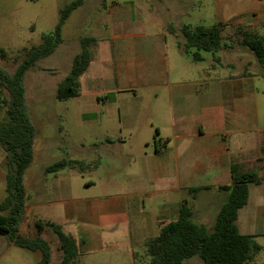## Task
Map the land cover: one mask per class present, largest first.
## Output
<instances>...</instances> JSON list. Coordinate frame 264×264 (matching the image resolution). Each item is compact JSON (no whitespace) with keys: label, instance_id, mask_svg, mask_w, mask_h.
<instances>
[{"label":"crops","instance_id":"crops-1","mask_svg":"<svg viewBox=\"0 0 264 264\" xmlns=\"http://www.w3.org/2000/svg\"><path fill=\"white\" fill-rule=\"evenodd\" d=\"M185 3L180 2L183 9ZM209 5L212 25L222 26V44L215 53L204 51L198 68L179 47L184 25L169 21L148 33L130 2L113 0L105 8L103 37L89 36L96 42L75 100L81 107L89 97L90 107L75 117L77 139L67 148L77 155L64 157L83 165L55 173L45 171L50 164L40 165L25 176L36 194L27 200L30 209L51 208L44 221L60 225L76 241L74 264H103L98 255L108 251L135 254L178 219L183 204L194 222L213 228L229 195L219 188L232 183V167L260 178L248 184L238 231L264 235V69L243 44L247 36L264 37V0ZM164 13L176 16L169 7ZM35 143L36 137L34 153ZM59 145L68 146L64 140ZM193 188L200 190L192 194ZM46 190L53 199L46 200Z\"/></svg>","mask_w":264,"mask_h":264},{"label":"trees","instance_id":"trees-1","mask_svg":"<svg viewBox=\"0 0 264 264\" xmlns=\"http://www.w3.org/2000/svg\"><path fill=\"white\" fill-rule=\"evenodd\" d=\"M86 0H72L60 10V19L51 34L42 37V43L25 49L21 62L13 71L0 65V116L5 111L6 120L0 125V147L5 152L6 196L0 202V235L9 237L13 245L31 251H40L36 264H51L52 247L48 240L40 235L29 237L19 234V226L25 217L27 207V188L25 171L34 158L36 128L26 104L24 76L36 63L54 53L63 42L62 27L66 20ZM182 40L179 47L184 53L191 54L195 61L202 59L200 51L215 53L221 48L222 26L209 27L184 25L181 28ZM93 37L80 41V49L73 56L71 68L58 83L55 97L66 101L79 95V78L86 71L91 61L90 46ZM243 44L253 51L260 66L264 69V37L247 36ZM0 56L6 52L0 49ZM83 162L62 158L45 168L48 173H55L67 167H82ZM232 183L219 189L229 192L227 200L216 215L214 226L192 220V212L187 204L180 208L176 221L163 225L159 234L146 242L148 260L143 264H184V260L199 256L203 264H247L252 262L261 246L254 240L255 236L241 234L236 225L237 213L248 200V184L258 183L260 178L255 172L238 173L232 167ZM199 188L190 192L196 193ZM38 230L49 229L57 238L58 250L61 252V264H74L78 256L77 243L73 237L65 234L60 225L50 222H36Z\"/></svg>","mask_w":264,"mask_h":264},{"label":"rangeland","instance_id":"rangeland-1","mask_svg":"<svg viewBox=\"0 0 264 264\" xmlns=\"http://www.w3.org/2000/svg\"><path fill=\"white\" fill-rule=\"evenodd\" d=\"M72 0H0V49L6 52L5 58L0 56V65L8 71H13L21 62L25 49L42 43L45 34H51L60 19V10ZM113 0H86L85 4L78 7L68 17L62 27L63 42L48 57L40 59L36 65L30 68L24 76L26 104L33 125L36 128L35 153L30 168L26 169L25 176L29 179L31 172L40 165H48L66 156H75L74 149H68L75 142V117L83 109L90 107L88 103L78 106L75 98L59 101L55 97L59 82L67 75L71 68L72 57L80 49L82 38L95 35L97 39L103 37L106 32L105 8L111 6ZM120 4L130 2L142 17L146 32L157 33L162 23L169 21L175 26L212 25V9L209 0H116ZM187 2L188 7L182 8L180 2ZM166 7L173 10L176 16L165 12ZM183 9V13L180 12ZM180 13V14H179ZM101 14L102 17H99ZM104 15V16H103ZM97 24V25H94ZM179 25V26H178ZM178 41L182 40L181 31L177 34ZM95 41L92 43L94 44ZM176 40L168 42V50H172ZM234 41H227L230 45ZM195 49L191 50V54ZM189 64L195 68L199 64L193 60L192 55ZM200 54H205L200 51ZM208 56V55H207ZM94 57V56H93ZM90 96L88 94H85ZM6 120L5 111L0 116V125ZM59 127H62L61 129ZM60 132V133H59ZM90 139V138H86ZM59 140H64L68 146L61 148ZM5 152L0 147V160L4 172L6 171ZM84 179L93 178L88 173H83ZM79 178V177H78ZM26 181L27 200L33 198L35 188H32L29 180ZM5 181V180H4ZM79 182H82L81 179ZM5 197V182L2 188ZM46 200L53 199L51 191L44 192ZM31 203L27 202L25 217L20 223L19 234L34 237L40 235L48 240L52 247L51 264H61V252L58 248L56 236L49 230H38L36 222L45 220L52 214L47 206L32 210ZM212 229V228H209ZM263 248L256 254L252 262L247 264H264V235L254 239ZM135 254L124 251H108L99 254L103 264H143L148 260L146 249L135 248ZM40 259V251L17 247L12 244L8 236L0 235V264H36ZM88 259L82 260L86 264ZM184 264H203L199 256H193L184 260Z\"/></svg>","mask_w":264,"mask_h":264},{"label":"built area","instance_id":"built-area-1","mask_svg":"<svg viewBox=\"0 0 264 264\" xmlns=\"http://www.w3.org/2000/svg\"><path fill=\"white\" fill-rule=\"evenodd\" d=\"M164 150V147H161L160 151L162 152Z\"/></svg>","mask_w":264,"mask_h":264}]
</instances>
